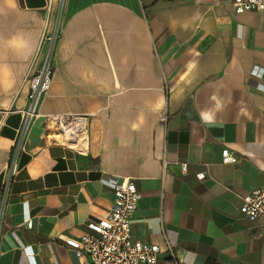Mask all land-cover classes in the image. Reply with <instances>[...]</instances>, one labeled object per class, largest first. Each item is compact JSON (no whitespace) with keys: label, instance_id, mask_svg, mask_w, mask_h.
<instances>
[{"label":"crops","instance_id":"crops-1","mask_svg":"<svg viewBox=\"0 0 264 264\" xmlns=\"http://www.w3.org/2000/svg\"><path fill=\"white\" fill-rule=\"evenodd\" d=\"M60 5L0 0V264L77 263L87 222L108 214L122 178L140 194L132 239L162 248L154 264H175L166 241L180 264H264V232L239 210L264 185L262 13H236L232 0ZM57 25L41 117L13 152L26 77ZM58 113L90 115L86 152L61 142L45 117Z\"/></svg>","mask_w":264,"mask_h":264},{"label":"built area","instance_id":"built-area-1","mask_svg":"<svg viewBox=\"0 0 264 264\" xmlns=\"http://www.w3.org/2000/svg\"><path fill=\"white\" fill-rule=\"evenodd\" d=\"M63 0H60V4ZM236 13L258 10L262 13L264 24V0H232ZM59 26L41 38L39 49L34 58L35 67L26 77L28 82L27 103L20 110L21 124L13 144V152L24 150L32 126L41 117L40 107L52 82L54 72L53 56ZM47 122L56 127L61 142L79 152H86L89 147L90 115L85 113H58L45 115ZM167 116H164L165 120ZM84 147V148H83ZM224 163H236L238 157L229 148L222 151ZM17 162L11 156L7 166L9 181L5 185L8 190L10 182L17 172ZM186 171V164H182ZM203 177L204 173H199ZM115 197L108 214L101 219L89 220L85 232L76 247L78 262L75 264H154L161 253L157 243L134 241L131 237L133 213L140 197L134 180L122 178L113 183ZM242 215L249 218L256 228L264 232V185L254 188L242 197L239 207ZM26 224L32 226L27 218ZM166 249L175 264L181 260L174 253L173 246L166 241Z\"/></svg>","mask_w":264,"mask_h":264},{"label":"water","instance_id":"water-1","mask_svg":"<svg viewBox=\"0 0 264 264\" xmlns=\"http://www.w3.org/2000/svg\"><path fill=\"white\" fill-rule=\"evenodd\" d=\"M29 7H43L47 4V0H25Z\"/></svg>","mask_w":264,"mask_h":264},{"label":"rangeland","instance_id":"rangeland-1","mask_svg":"<svg viewBox=\"0 0 264 264\" xmlns=\"http://www.w3.org/2000/svg\"><path fill=\"white\" fill-rule=\"evenodd\" d=\"M56 2H57V4H58V8L61 6L60 5V0H56ZM58 10V12H56L57 13V16H56V21L58 20V16H59V14H60V10L59 9H57Z\"/></svg>","mask_w":264,"mask_h":264},{"label":"clouds","instance_id":"clouds-1","mask_svg":"<svg viewBox=\"0 0 264 264\" xmlns=\"http://www.w3.org/2000/svg\"><path fill=\"white\" fill-rule=\"evenodd\" d=\"M204 119H205V120H210L211 117H210L208 114H204Z\"/></svg>","mask_w":264,"mask_h":264},{"label":"bare ground","instance_id":"bare-ground-1","mask_svg":"<svg viewBox=\"0 0 264 264\" xmlns=\"http://www.w3.org/2000/svg\"><path fill=\"white\" fill-rule=\"evenodd\" d=\"M84 148V147H83Z\"/></svg>","mask_w":264,"mask_h":264}]
</instances>
